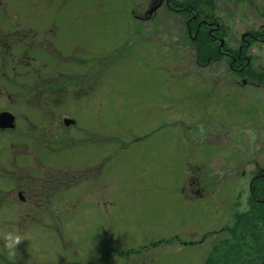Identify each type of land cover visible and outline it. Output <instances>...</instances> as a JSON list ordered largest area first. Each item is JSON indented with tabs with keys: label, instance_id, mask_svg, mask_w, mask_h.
<instances>
[{
	"label": "rangeland",
	"instance_id": "obj_1",
	"mask_svg": "<svg viewBox=\"0 0 264 264\" xmlns=\"http://www.w3.org/2000/svg\"><path fill=\"white\" fill-rule=\"evenodd\" d=\"M213 1L229 47L264 24V0ZM181 22L164 0H0V29L27 47H9L15 73L0 48L17 122L0 129V227L29 236L17 258L0 240V264H201L232 241L264 168V87L197 65ZM250 48L263 71L264 40ZM48 77L66 89L23 94Z\"/></svg>",
	"mask_w": 264,
	"mask_h": 264
},
{
	"label": "trees",
	"instance_id": "obj_2",
	"mask_svg": "<svg viewBox=\"0 0 264 264\" xmlns=\"http://www.w3.org/2000/svg\"><path fill=\"white\" fill-rule=\"evenodd\" d=\"M215 6L212 0H164V9L166 12H174L181 16L182 38H180V40H182V42L187 40L195 50L194 61L197 65H200L201 62L207 63L209 60L216 61L222 54L218 52L219 46L222 48H227L228 46L227 43L220 45V41L225 39L226 34H224V23L222 18L217 15V7ZM213 26H217L218 29L214 31H219L221 34L212 35ZM29 32L30 33L27 32L24 34L25 38L27 34L36 36V33L32 31ZM254 33L256 35L260 34V32L256 31ZM18 35H20L18 30L3 32L0 29L1 52L3 55L6 53H8V55L10 54V60L12 62V67H10V69L14 73L17 70L15 67L20 63L17 52L22 53V49L20 48L19 51L12 52L9 47L13 48L16 47V45L20 46L19 44L22 40ZM247 39L249 40V37H247ZM251 41L252 39L250 42ZM241 42L244 43V41ZM22 45L21 43V47L27 48L25 45ZM241 46L242 54L248 52L244 45ZM228 49L234 55H238L239 53L233 46H228ZM31 60L33 59L31 58ZM14 62L16 65L13 64ZM240 67H242V69L238 70L237 73L239 79L255 81L262 84L264 87V70L258 72V70L253 67V63L245 65L241 63L238 65V68ZM0 75L7 80L8 72L6 73V70L2 71ZM40 76L42 77V75ZM50 77L44 78L45 81L40 83L43 84V87L40 89H38L40 84L30 87L23 86L22 89H20L25 96L35 93L42 96L44 95L45 97H51L52 95L56 97L57 94H61L62 89L66 86V82L61 79H53L54 76L53 78ZM233 82L238 81L233 79ZM257 171H255V174H257ZM261 171L264 172V169ZM254 175L249 184L251 191L248 195L247 212H241L233 216L236 221H238L236 224H239L238 226L233 224L228 231L229 235L232 236V241L223 244L225 243V239H222L220 245L215 246L216 244H214V247L212 246L213 248L210 250V253L201 264H264V200H262L264 199V176L254 177ZM241 221L242 223H240ZM244 222L246 223L245 226L242 225ZM233 240L235 242H233ZM224 245L228 247L225 248Z\"/></svg>",
	"mask_w": 264,
	"mask_h": 264
},
{
	"label": "flooded vegetation",
	"instance_id": "obj_3",
	"mask_svg": "<svg viewBox=\"0 0 264 264\" xmlns=\"http://www.w3.org/2000/svg\"><path fill=\"white\" fill-rule=\"evenodd\" d=\"M240 2H243V4L248 5V6H254V8H255V6L258 7L256 5V1L253 2V0H240ZM223 25H224L223 27L225 28L224 34H229L228 33L229 27H226L225 24H223ZM215 29H218L217 26L212 27V32H211L212 35L221 34V32H219V31H214ZM255 31L260 32L261 35L260 34L256 35L254 33ZM231 33H234V31H231ZM247 37H249V40L247 39ZM225 39L220 41V45H223L224 43H226ZM251 39H252V41L250 42ZM262 40H264V24L261 25V28L259 30H255V29L251 28L249 30L242 31V33L240 34L239 40H238V44L234 47V49H237L239 51L238 55H234L233 53H231L228 49V46H227V48H222L221 46H219L218 52L222 53V54L219 58L216 59V62L218 61L219 64L222 63L224 65L226 71L228 72V77L232 78V80L236 79V78H238V76H237L238 70L242 69V67L238 68V65H240L241 63L243 65L248 64V63H251V64L253 63L252 62L253 56L252 57L250 56V54H249L250 52L249 53L246 52L245 54H242V46L241 45H244L246 50L250 51V49H251L250 47H251L252 43H255V42L256 43H258V42L262 43ZM241 41H244V43H242ZM221 58H224V60H226V62L224 63L223 59H221ZM203 67H205V66H203ZM262 169H264V168L257 169L258 170L257 174H255L254 177L264 176V172L261 171ZM248 198L249 197L247 196V201H248ZM262 200H264V199H262ZM36 206H39V204H36ZM51 210H53V209H51ZM243 211L244 210L237 211L236 213L238 214V213H241ZM34 212H36V210ZM33 214H35V213H33ZM236 222H238V221H235L234 225H236Z\"/></svg>",
	"mask_w": 264,
	"mask_h": 264
},
{
	"label": "clouds",
	"instance_id": "obj_4",
	"mask_svg": "<svg viewBox=\"0 0 264 264\" xmlns=\"http://www.w3.org/2000/svg\"><path fill=\"white\" fill-rule=\"evenodd\" d=\"M10 220L15 221V217H9ZM28 233H21L16 224L13 222L12 226L5 230L0 227V240L3 242V248L7 250L8 255L12 258H17V245L21 241L28 239Z\"/></svg>",
	"mask_w": 264,
	"mask_h": 264
},
{
	"label": "water",
	"instance_id": "obj_5",
	"mask_svg": "<svg viewBox=\"0 0 264 264\" xmlns=\"http://www.w3.org/2000/svg\"><path fill=\"white\" fill-rule=\"evenodd\" d=\"M65 124H69L70 122H73V120L64 119ZM14 116L11 112L1 111L0 112V128H9L14 127Z\"/></svg>",
	"mask_w": 264,
	"mask_h": 264
}]
</instances>
